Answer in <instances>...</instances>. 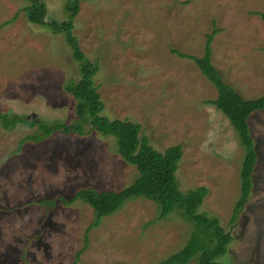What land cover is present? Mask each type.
Returning <instances> with one entry per match:
<instances>
[{
	"label": "rangeland",
	"instance_id": "rangeland-1",
	"mask_svg": "<svg viewBox=\"0 0 264 264\" xmlns=\"http://www.w3.org/2000/svg\"><path fill=\"white\" fill-rule=\"evenodd\" d=\"M47 22L65 21L74 0H42ZM27 0H0V110L45 123L76 120L78 102L65 85L80 80L63 35L29 22ZM264 0H80L74 34L99 64L94 81L103 116L142 126L161 153L183 147L180 190L209 189L200 213L233 236L222 264H264V110L249 120L258 153L254 187L238 222L245 151L225 115L207 102L215 86L189 59L203 57L208 35L213 64L246 100L264 96ZM37 127H0V264H159L183 249L194 225L174 212L158 220L156 203L137 199L94 223V210L70 198L83 187L121 191L139 176L114 138L91 126L85 136L57 132L22 140ZM88 237V242L86 241ZM190 264H197L196 261Z\"/></svg>",
	"mask_w": 264,
	"mask_h": 264
},
{
	"label": "trees",
	"instance_id": "trees-1",
	"mask_svg": "<svg viewBox=\"0 0 264 264\" xmlns=\"http://www.w3.org/2000/svg\"><path fill=\"white\" fill-rule=\"evenodd\" d=\"M25 8L30 23L47 27L56 35H63L73 51V58L79 64L80 80L65 85L67 93L78 102L76 120L73 124L66 121L45 123L0 110V127L5 131H15L19 127L35 128L38 131L22 140L40 143L60 132L62 135L85 136V127L104 137H112L117 144V151L128 164L137 168L139 176L136 181L121 191H100L92 187L79 189L70 198L59 197L37 204L55 207L60 201L72 205L81 201L94 210L95 220L91 229L99 227L103 220L119 212L126 204L137 199H146L157 204L158 220L167 219L174 212H179L184 220L194 225L191 238L186 246L159 264H222L220 260L226 256L233 241L231 233L222 226L216 217L200 213L209 189L200 187L188 193L180 190L177 172L183 160V147L175 146L164 153L158 152L143 134L140 124L128 120H110L103 116L105 104L95 84V77L100 71L99 64L91 62L83 52L79 40L74 34L75 21L80 13V0L71 1L67 7L65 21L47 22L48 7L42 0H27ZM264 18V15H262ZM217 31L208 35L205 54L196 57L174 53L182 59L192 60L201 73L215 86L218 98L207 102L222 112L230 121L244 148L245 157L241 170L242 194L237 203L231 223L235 225L243 213L254 187V173L258 163V153L251 134L249 120L257 112L264 110V96L256 100H246L232 86L228 85L219 69L213 64L212 44ZM88 242V237H86Z\"/></svg>",
	"mask_w": 264,
	"mask_h": 264
}]
</instances>
